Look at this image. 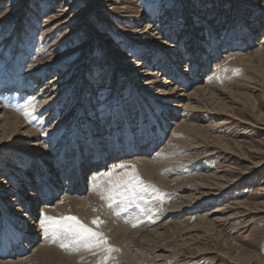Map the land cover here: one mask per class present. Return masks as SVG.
<instances>
[{"label": "bare ground", "instance_id": "1", "mask_svg": "<svg viewBox=\"0 0 264 264\" xmlns=\"http://www.w3.org/2000/svg\"><path fill=\"white\" fill-rule=\"evenodd\" d=\"M88 1L91 6L116 2ZM203 4L205 11L192 4L178 14L176 20L184 23L175 24L174 33L181 25L182 35L175 39L182 47L168 45L164 40L169 35L161 38L162 32L149 20L135 29L132 44L122 43L109 57L111 66L119 68L116 61L126 59L121 57L126 55L123 51L143 46L139 56L155 66L143 72L142 60L129 61L131 66L124 75L129 85L123 89H128L130 96L126 95L125 106L118 101L117 117L97 111L105 102L101 97L83 96L78 103L69 98L74 97L71 94L63 102L58 87L67 90L71 86L59 83L60 73L38 88L43 75L51 72L46 66L28 76L26 92L19 94L20 87L15 85L6 86L12 89L8 92L1 85L5 91L0 93V264H97L102 255L99 250L94 256L83 249L61 250L50 243L39 226L41 213L55 218L75 216L102 232L109 246L120 250L108 264L198 262L207 255H213L218 264H264L256 255L234 251L233 247L238 248L235 242L229 243L233 251L201 246L210 239L226 246L222 230L227 224L264 216V186L257 181L248 188L259 191L251 196L253 203L236 198L221 204L230 187L252 178L264 164V159L248 163L247 155L261 156L264 146L262 150L248 148L240 136L230 145L220 136L237 124L264 136V112L253 98L264 83L259 79L264 73V35L252 42L264 32V0L260 7L257 0H206ZM121 9L122 19L135 23L128 9ZM67 10L66 6L60 11ZM63 13H50L43 21V33L56 35L66 24ZM71 53L63 57L68 59ZM86 70L90 72L88 66ZM120 92H116L118 99H122ZM171 98L177 100L168 102ZM57 105L62 108L59 118L54 111ZM74 105L80 112L88 110L82 126L79 118L73 124L67 117L61 118L67 106L71 109ZM235 112L251 121L238 118ZM138 127L144 128V139L133 134ZM69 133V140L59 141ZM24 141L29 143L22 148ZM201 148L207 149L205 157L213 168L198 165V155H189ZM218 159L247 164L242 179H231L228 166H218ZM118 164L135 166L140 179L152 188L137 189L135 196L109 209L101 195L107 196L125 172L119 168L113 171ZM109 172L111 177L106 175ZM116 198L119 200V195ZM97 217L104 222L99 228L91 223ZM247 222L243 228L252 224Z\"/></svg>", "mask_w": 264, "mask_h": 264}, {"label": "rangeland", "instance_id": "2", "mask_svg": "<svg viewBox=\"0 0 264 264\" xmlns=\"http://www.w3.org/2000/svg\"><path fill=\"white\" fill-rule=\"evenodd\" d=\"M204 1L206 2V0H116L118 3L114 1H105L91 6L88 0H2L0 3V9H3V14H0V86L2 85L6 88L5 90L8 91L9 89L7 90L6 86L10 85L14 87L15 85L16 89H19L20 87L19 94L26 92L24 89H26V86L30 85V82L27 80L28 76H30L35 70H40L43 66H46L51 72H46L43 75L42 80L37 84L38 88L43 86V83L51 77L57 76V73H60L59 83L68 84L71 86V89H67L68 92H66L67 90H62L61 87H58V97H61L63 100L66 95L70 96L71 94H74V97L69 98L78 101V103L83 96L86 98L91 97V99L101 97L105 102L103 105H98L97 111L99 112L101 110L103 111V114H109L106 116L112 115L113 117H117L115 111H118L120 107L118 101L121 100V104H124L125 106V99L127 100L128 98L126 95L130 96V92L127 94L128 89H123V87L127 88L129 85V80H125V70L128 66H131L129 65L131 64L129 63L130 60H133L134 62L142 60L139 53L142 51L141 47L143 46L138 47L140 48L139 50L127 49L123 51L124 55H126L121 57H126V59L124 61L120 60V62L116 61V63L119 64V68H113V66H111L109 59L113 57V52H115L116 49H118L117 47L122 43L132 44L131 42H133L135 29L137 30L139 28V24L141 25L149 20L150 22L154 21L152 24L155 25V28L160 34L162 32L161 35L163 36H161V38H165L169 35V38L164 40L165 42H168V45L171 43L179 48L182 47L180 46L181 44L178 39H175L180 36V27L182 23H184L183 21L176 20L177 17L180 16L178 14H181L185 8H189L192 4L197 6L199 11L201 9L202 11H205L203 10ZM66 6L68 8V10L65 11L67 14L60 11ZM123 7L130 12L128 15H131L134 20L136 19L135 23H131L130 20L122 19L124 14L122 13L123 9L121 8ZM97 12L101 13V15H97ZM50 13L58 15L63 13L62 16L65 17L66 21V24L52 37L49 35L50 33H48L49 36L47 33H43L46 29L42 28L44 19L48 17ZM191 19H195L194 15H192ZM136 21H141V23H137ZM179 22L181 25L178 27L176 33H174V27L178 25ZM194 22L196 23L197 20ZM232 30H234L235 33L236 27ZM173 35L174 39L172 38ZM262 35H264V32L256 36L252 42L255 43L259 41ZM4 38H8V40L4 42ZM204 40H207L206 37ZM71 51L72 53L68 59L63 57V54ZM223 52L224 51L220 52L215 60H218ZM141 63H144L142 68L143 72L155 68L154 65L147 64L145 60H142ZM210 63H212V61ZM121 65H124L122 66L123 69L120 67ZM87 66L90 68V72L86 70ZM15 67L18 68L15 69ZM37 78H39V76ZM259 79L264 82V73L260 74ZM5 80L7 81L3 82ZM35 82L36 80L32 83L33 87ZM218 84L220 86L223 85L221 83ZM3 87L1 88L2 90L0 89V93L5 91ZM117 91H121L120 96H122V99L117 98ZM260 91L261 92H257L258 94L254 93L253 98L256 106L260 108V111L264 112V83L263 87L260 88ZM64 92L66 93L64 94ZM176 100L177 98H171L168 102H174ZM111 101H114L116 105H114L115 103H110ZM61 106H63V104H61ZM61 106H55L58 107L54 109L56 114L59 109L62 110ZM98 112L96 115H98ZM235 113L238 118H241L244 121H251L249 116H244L239 112ZM62 114L65 115H62L63 117L61 116V118L63 119L64 117H67L68 120H72V124L76 123L77 118H79L78 123L82 126L81 122L86 123L88 110H85V113H83L80 112L76 106L71 109H68L67 106V109ZM57 117H60L59 113L57 114ZM96 118L97 117H95V119ZM134 120H136V118ZM153 125H151V128H153ZM92 127H95V125ZM140 127L137 129L134 128L136 133H133L135 131L132 133L134 135L138 133L137 135L143 137L144 133L141 131L144 128ZM231 128L226 129V134L224 133L220 135L223 140L229 142L228 144H233L234 140L237 139L236 137L240 136V139H238L241 140L246 147L253 148V150L263 149L264 136L257 133L256 130L251 128L247 129V126L242 124H237L236 127H233L232 130L229 131ZM65 129L66 128L63 127V130ZM68 136L71 137L70 133L66 136H62L63 138L61 137L59 141L62 142L69 140ZM141 139H144V137ZM23 143L20 144V147L22 148L28 146L29 142L24 141ZM207 154H209L207 149L203 148L196 149L189 153L191 156L198 155V165L203 164L208 168H213L215 165L208 164L210 160L205 157ZM247 155L248 163H257L261 159H264V153L261 156L252 153H248ZM225 160L226 159H218L217 165L228 166L226 168H228L231 179L237 181L241 180L247 164L238 165V163L233 160ZM253 182H256L262 187L264 186V164L257 170L252 178L238 182L236 185L230 187L225 193L226 197H224L221 204L227 203L229 200L236 198H242L247 203H253L251 196L259 192L256 188L253 189V191H248L249 186ZM59 195L60 194L58 193L56 198H58ZM238 195L240 197H238ZM213 204L215 203L209 204V207L207 208L209 209L213 207ZM248 220H250L252 224H248V227L243 228L245 224L247 225ZM248 220H238L234 223L227 224L223 228V237L228 242L226 245L228 247L223 246L224 244L222 241H213L211 239L210 241L202 242L201 246L205 247L207 245L206 247L224 251L226 248L232 250L230 249L229 243L235 242L238 248L233 247L234 251L241 255H256L259 260L264 262V216L263 214L257 215L255 218ZM26 223L28 224L29 221L26 220ZM213 257V255H207L198 262H179L176 260L173 264H218L217 260H214Z\"/></svg>", "mask_w": 264, "mask_h": 264}, {"label": "snow or ice", "instance_id": "3", "mask_svg": "<svg viewBox=\"0 0 264 264\" xmlns=\"http://www.w3.org/2000/svg\"><path fill=\"white\" fill-rule=\"evenodd\" d=\"M260 3L261 0H257V7H260ZM261 11H264V8H261ZM0 14H3V9H0ZM24 115L27 116L28 113H24ZM117 168L124 169L125 172L112 185L107 196L101 195V199L107 201L109 209L112 208L113 204L128 201L131 196H135L137 189L148 191L152 188L151 185H145L140 179L135 166L118 164L114 166L113 171ZM129 168L131 169L130 172L127 171ZM106 175L111 177L112 173L109 172ZM152 190L155 191V189ZM117 195L120 197L119 200L116 198ZM40 215L39 226L44 236L61 250H68L71 247L78 252L83 249L94 256L98 255L97 250H99L102 255L97 264H108L110 260L114 259L112 254L120 251L118 248L109 246L107 238L102 232L86 226L75 216L55 218L44 213ZM91 223L99 228L104 222L97 217ZM133 227L136 225L133 224Z\"/></svg>", "mask_w": 264, "mask_h": 264}]
</instances>
